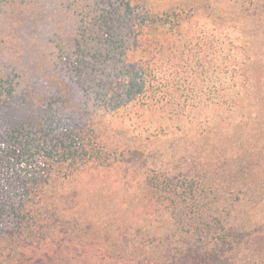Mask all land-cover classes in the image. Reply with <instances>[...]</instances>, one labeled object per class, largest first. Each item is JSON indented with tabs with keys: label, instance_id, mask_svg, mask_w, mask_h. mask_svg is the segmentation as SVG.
<instances>
[{
	"label": "trees",
	"instance_id": "obj_1",
	"mask_svg": "<svg viewBox=\"0 0 264 264\" xmlns=\"http://www.w3.org/2000/svg\"><path fill=\"white\" fill-rule=\"evenodd\" d=\"M234 5L264 40V0ZM237 24L211 0H0V264H264V56L225 52Z\"/></svg>",
	"mask_w": 264,
	"mask_h": 264
},
{
	"label": "rangeland",
	"instance_id": "obj_2",
	"mask_svg": "<svg viewBox=\"0 0 264 264\" xmlns=\"http://www.w3.org/2000/svg\"><path fill=\"white\" fill-rule=\"evenodd\" d=\"M255 0H211V3H215V13L216 15H223L226 17V20H230L231 18L235 20L237 24V28L235 32H231L230 30L224 31L220 34L221 42L224 41L225 43V52L228 50V44L230 37L236 38L237 40V54L239 58L246 57L251 62V67L254 65H258L260 59L264 56V40H262L263 36L261 34V28L258 27L256 23L248 16L244 8H241L239 6H235L234 3H254ZM223 25V24H221ZM35 31H41V29L36 28ZM6 39H7V28L5 29ZM33 33H27L25 29H20L17 32H10L9 37H13L14 43L17 44L18 42H22L23 40H27V37H32ZM39 39V37H36ZM31 42H36L33 38L29 39ZM7 44V43H6ZM21 46V53L22 52ZM3 55L7 57V45L2 50ZM26 55V53L24 54ZM33 55H36L35 53H32L29 55V59H32ZM257 59V61L255 60ZM264 60V59H263ZM261 60V61H263ZM243 112L241 110L234 113V115L231 116L230 113H227L224 111H219L217 113L212 112L209 115L210 121L203 124L204 127H206V131L209 130V128H213L210 130V136H220V139L222 138V125L221 124H227L229 122L237 120ZM204 120V119H203ZM235 120V121H236ZM121 127H124L120 123H116L115 125L107 128L105 132H108L110 135L114 136V139L116 140H122L125 138L124 130L121 129ZM182 128L183 126L180 125ZM180 127H177V132L180 131ZM189 125H186V128H189ZM185 128V127H184ZM222 129V130H221ZM193 130H187L184 134L181 132L170 135L167 137V139H163L159 142H155L150 147L152 148V151L158 152H165V151H171L175 148L176 142L183 143L185 137H187L190 133H192ZM215 133V134H214ZM219 138V137H218ZM131 140H135V136H131ZM257 141L256 139H254ZM89 184V182L85 180H77L70 184V186L75 187H83L84 185ZM90 185V184H89ZM99 187V185H98ZM99 191L102 192V195L99 193ZM98 193H95L97 195V199L103 200L101 201V204H103L104 209L110 213V211H113V208H117L119 204L122 203L121 198L119 197L120 192L116 193L111 190V192L103 191V188L99 189ZM99 195V196H98ZM261 205L254 206V210L257 211L260 208ZM249 210V208H247ZM235 211H232L234 213ZM240 218L245 222L246 221V213L244 210H241Z\"/></svg>",
	"mask_w": 264,
	"mask_h": 264
}]
</instances>
